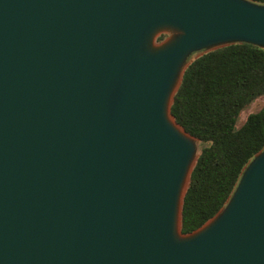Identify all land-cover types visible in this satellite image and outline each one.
<instances>
[{
	"label": "water",
	"instance_id": "obj_1",
	"mask_svg": "<svg viewBox=\"0 0 264 264\" xmlns=\"http://www.w3.org/2000/svg\"><path fill=\"white\" fill-rule=\"evenodd\" d=\"M243 43L263 4L0 0V264H264V149L182 231L200 141L174 97L194 54Z\"/></svg>",
	"mask_w": 264,
	"mask_h": 264
},
{
	"label": "trees",
	"instance_id": "obj_2",
	"mask_svg": "<svg viewBox=\"0 0 264 264\" xmlns=\"http://www.w3.org/2000/svg\"><path fill=\"white\" fill-rule=\"evenodd\" d=\"M251 1L264 5V0ZM261 97L264 49L243 43L192 56L171 107L176 122L200 141L184 198V234L225 207L245 167L264 149V106L238 126L241 112Z\"/></svg>",
	"mask_w": 264,
	"mask_h": 264
},
{
	"label": "rangeland",
	"instance_id": "obj_3",
	"mask_svg": "<svg viewBox=\"0 0 264 264\" xmlns=\"http://www.w3.org/2000/svg\"><path fill=\"white\" fill-rule=\"evenodd\" d=\"M263 106H264V97L255 100L250 106H248L241 112L238 120V126L243 124V122L246 120L247 116L250 113L259 111Z\"/></svg>",
	"mask_w": 264,
	"mask_h": 264
}]
</instances>
